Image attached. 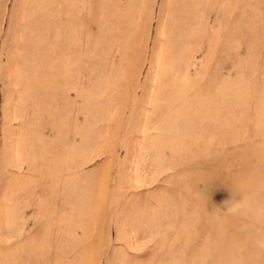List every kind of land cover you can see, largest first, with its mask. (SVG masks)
Wrapping results in <instances>:
<instances>
[{"label": "rangeland", "instance_id": "1", "mask_svg": "<svg viewBox=\"0 0 264 264\" xmlns=\"http://www.w3.org/2000/svg\"><path fill=\"white\" fill-rule=\"evenodd\" d=\"M0 264H264V0H0Z\"/></svg>", "mask_w": 264, "mask_h": 264}, {"label": "clouds", "instance_id": "2", "mask_svg": "<svg viewBox=\"0 0 264 264\" xmlns=\"http://www.w3.org/2000/svg\"><path fill=\"white\" fill-rule=\"evenodd\" d=\"M240 205L238 202H230L228 205V210L230 212H237L239 211Z\"/></svg>", "mask_w": 264, "mask_h": 264}]
</instances>
